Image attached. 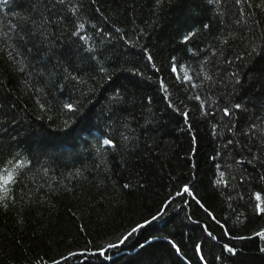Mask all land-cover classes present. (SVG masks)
Listing matches in <instances>:
<instances>
[{"label":"trees","instance_id":"obj_1","mask_svg":"<svg viewBox=\"0 0 264 264\" xmlns=\"http://www.w3.org/2000/svg\"><path fill=\"white\" fill-rule=\"evenodd\" d=\"M5 172L0 264H264V0H0Z\"/></svg>","mask_w":264,"mask_h":264},{"label":"snow or ice","instance_id":"obj_2","mask_svg":"<svg viewBox=\"0 0 264 264\" xmlns=\"http://www.w3.org/2000/svg\"><path fill=\"white\" fill-rule=\"evenodd\" d=\"M81 27H83V25H81ZM173 71H175V68L173 69ZM69 107H71V106L69 105ZM236 108H240V105L237 104ZM104 143L106 145H110L112 142L110 140H105ZM12 182H14V177L12 175V172L0 173V193H2V194H0V203H2L6 199V194L8 191L7 185L12 183ZM184 191L188 192L189 189L187 187H185ZM256 200L257 201L261 200L260 195L256 196ZM257 210L260 213H264V207H261V204H259V203L257 204ZM132 231L135 232L136 229H133ZM129 235H131V233H129ZM258 235L261 236L262 238H264V232L258 233ZM124 239L126 240L127 237H124ZM121 243H123V240L121 241ZM112 246H114V245H112ZM227 250L229 252H233V253L235 252V250L232 248H228ZM261 250L264 251V248H262Z\"/></svg>","mask_w":264,"mask_h":264}]
</instances>
